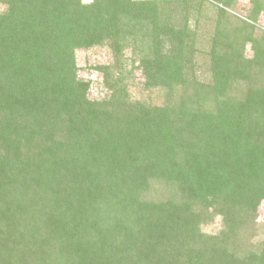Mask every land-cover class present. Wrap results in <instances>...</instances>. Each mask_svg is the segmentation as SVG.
I'll use <instances>...</instances> for the list:
<instances>
[{
	"label": "trees",
	"instance_id": "obj_1",
	"mask_svg": "<svg viewBox=\"0 0 264 264\" xmlns=\"http://www.w3.org/2000/svg\"><path fill=\"white\" fill-rule=\"evenodd\" d=\"M2 1L0 264H264V0Z\"/></svg>",
	"mask_w": 264,
	"mask_h": 264
},
{
	"label": "rangeland",
	"instance_id": "obj_2",
	"mask_svg": "<svg viewBox=\"0 0 264 264\" xmlns=\"http://www.w3.org/2000/svg\"><path fill=\"white\" fill-rule=\"evenodd\" d=\"M85 2L91 0H83ZM204 7L207 9L202 11V18L200 24V32L203 33L202 39H208L211 37L215 30V21L217 16V11L213 7L205 3ZM249 6V0H237L236 6L228 9V13L239 18V16L247 13L244 9ZM5 4L0 0V12L5 10ZM245 18V17H244ZM259 25L264 27V12L260 14ZM201 48L204 47V43L200 45ZM200 48V47H199ZM129 58L132 57L133 52L130 48L125 50ZM77 65L79 67L78 76L84 81L90 82L89 96L93 100H101L107 97L109 91L104 88L103 75L99 72L95 65L98 64H109L113 62V54L109 45L94 46L89 49H76L75 52ZM145 77L140 69H136L133 77L130 79L129 92L131 97L135 100L151 102L152 104H162L165 99V92L161 88L148 89L144 87ZM260 224L264 223V202L259 209V219ZM219 224L217 219L214 226L207 225L205 230L208 232L215 231L214 227ZM264 237V226H258L257 228V239H263Z\"/></svg>",
	"mask_w": 264,
	"mask_h": 264
}]
</instances>
